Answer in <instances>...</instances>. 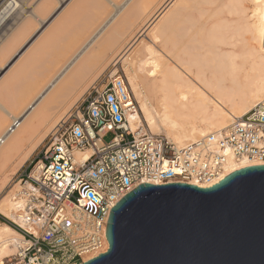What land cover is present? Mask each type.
Here are the masks:
<instances>
[{
	"label": "bare ground",
	"instance_id": "obj_1",
	"mask_svg": "<svg viewBox=\"0 0 264 264\" xmlns=\"http://www.w3.org/2000/svg\"><path fill=\"white\" fill-rule=\"evenodd\" d=\"M121 1L110 2L113 10L111 14L108 13L109 16L104 19L100 17V21L97 19L98 22L77 30L59 55L32 77L22 94H18L11 111H6L8 119L0 120V138L16 125L0 146V197L65 117L68 109L88 89L90 83L85 85L86 78L99 65L104 64L103 69L106 70L111 63H123L127 81L150 131L155 135L165 133L180 147L220 132L230 125L232 119L243 117L256 104L264 101V0H228V12L235 17L234 24L223 21V24L221 22L212 29L215 46L211 55L195 53L190 56L169 53L167 45L170 39L166 35L171 29L165 25L171 22L167 18L165 22L162 21L179 0L165 1L161 10L147 19L148 22L138 33H132L135 36L129 35L126 42L123 38L127 30L119 27L123 16L120 14L124 12L125 5L133 2L136 5V2ZM136 1L138 4L141 0ZM26 2L22 0L20 12L0 28V37L7 35L0 47L2 54L13 46L15 48L19 41L20 44L32 29L33 22L24 20L10 34H6ZM48 6L50 2L39 5L33 13L36 21H42L41 12L45 10L46 14ZM166 9L167 12L163 13ZM147 31L151 33L150 36L147 34V39L142 38ZM49 36L52 38L53 34ZM28 51L25 50L26 54ZM141 51H144L141 58L146 59L141 61L144 70L139 72L135 69L134 61H137V54ZM31 58L32 63L40 59L39 55H32ZM22 79L23 73L18 71L13 83L21 88ZM251 166L257 165L252 162L232 165L226 175ZM18 192L19 186L16 184L0 198V214L17 223L20 204ZM22 240L19 231L0 222V264L15 255ZM108 248L106 244L104 251L96 256Z\"/></svg>",
	"mask_w": 264,
	"mask_h": 264
},
{
	"label": "built area",
	"instance_id": "obj_2",
	"mask_svg": "<svg viewBox=\"0 0 264 264\" xmlns=\"http://www.w3.org/2000/svg\"><path fill=\"white\" fill-rule=\"evenodd\" d=\"M21 6L22 0H0V28ZM242 162L264 165V101L220 132L180 147L150 131L125 76L102 75L16 174L19 223L8 222L23 240L4 264H84L110 248L111 210L141 184L210 188Z\"/></svg>",
	"mask_w": 264,
	"mask_h": 264
},
{
	"label": "water",
	"instance_id": "obj_3",
	"mask_svg": "<svg viewBox=\"0 0 264 264\" xmlns=\"http://www.w3.org/2000/svg\"><path fill=\"white\" fill-rule=\"evenodd\" d=\"M108 252L84 264H264V165L210 188L141 184L111 210Z\"/></svg>",
	"mask_w": 264,
	"mask_h": 264
},
{
	"label": "rangeland",
	"instance_id": "obj_4",
	"mask_svg": "<svg viewBox=\"0 0 264 264\" xmlns=\"http://www.w3.org/2000/svg\"><path fill=\"white\" fill-rule=\"evenodd\" d=\"M141 1H139L137 4V1L135 0L136 5L134 4L133 1L132 4L130 3V5L127 6L125 5L124 7L125 9L122 10V12L123 11L124 12L120 14V15L123 14V16L121 18L122 24L119 23V27H121V29L123 27L124 31L127 30L123 38L125 42L127 41L128 38H130L129 35L135 36L134 34L138 33V31H140L145 26L148 20L155 13L161 10V8L166 3L165 1L167 0H144L143 2ZM180 1L181 0H179L176 3V5L170 8L168 13H166L165 17L162 18V21L164 20L163 22H165V18H167V20L171 22V24L169 23L170 26L165 25L171 29V32L169 31L170 34L167 31L168 34L166 35V37L169 36L168 40L170 39V43L168 42L167 45L169 53L175 56H177L178 53L180 56H183L184 54H185L184 56L186 55L190 56V54L194 55L195 53L197 55L200 54L211 55V53H213L214 51V46H215L212 40L213 39L212 29L214 30V27L216 25L218 26V24L221 22L223 24V21H228L234 24L235 17L229 14L228 12L229 11L227 6L228 0H182L181 1L182 3ZM46 2H50V6H48L47 8L48 10H46V14H44L45 10L41 12L42 21L40 20L36 21L33 17V13H35L39 5H42ZM110 2L121 3L122 1L121 0H27V2L24 3L22 12L15 19L16 22L13 21L14 19L12 20V22H14L15 24L11 27L10 30L7 31L6 34H10L14 30V28H16V26H18L24 20L26 21L30 20L33 22L32 29L27 35V37L24 38L23 41L21 40L20 44H19L20 41L18 42V44H15V48L13 46L12 47L13 49L11 48L10 51H5L3 52V54L0 51V104H1L0 120L8 119L6 115V111H11L13 107V103L17 99L18 94L19 95L22 94V92H24L27 89V87L30 85L32 77L38 74L39 72L43 71V69L49 64V61L55 59L59 55L62 48L73 37V35L77 32V30H81L84 25L89 26V24L92 25L93 23L98 22L100 17L102 19L103 17L105 18L106 16H109L108 14L109 12L111 14V10H113V8L110 5L111 4ZM177 8L178 11L180 12L177 11ZM167 10L168 9L163 11V13L167 12ZM175 10L177 12H175ZM170 14H171L170 16L171 19L168 18V15ZM117 21L119 22V18ZM162 21H159V23L160 22L162 23ZM51 33L53 34L52 36L53 39L51 38V36H49L52 35ZM144 34L145 35H143L142 38L147 39L146 35L148 34L147 36L149 37L151 33L147 31ZM6 36L2 35L0 37V47L1 44H3ZM126 36L128 37L125 38ZM49 41L50 44H48ZM160 49L163 48L160 46ZM25 50L27 51L29 50L27 54ZM39 50L43 52L41 53ZM30 51L32 52L31 56L39 55L40 59L36 63L35 62L32 63L33 61L32 58H31L32 60H30L31 57ZM142 52L144 51H141L140 54L139 53L137 54L139 57L137 56L138 58L137 61L136 60L134 61V64L136 62L135 64L136 66L134 65L135 69L137 68L136 70H138L139 72L144 70L141 62V61H145L143 60L144 57L141 58ZM145 54L146 53H144V55ZM25 56L27 57V60ZM140 63L142 67L140 66ZM103 65L104 64H102V66L99 65L98 66L99 68L95 67V69L93 67L94 69V71L92 70L93 74L92 75L89 74L91 77L89 75L87 76L86 79L89 80L88 81L86 80L85 85L87 83H90L88 85L90 87L100 76L115 71H118L119 75H123L126 77L125 69L122 62H119L117 64L111 63L108 65V68H106V70L103 69L104 68ZM18 71H21L23 73L21 88L17 87V85L13 83L15 75ZM92 71L89 72L92 73ZM80 86L78 87L79 89L81 88ZM89 87L87 88L89 89ZM88 89H86V91ZM82 96L80 97V99L82 98ZM72 107H70L68 111ZM7 123H9V120ZM161 134L167 136L165 133H161ZM112 139H113L112 134H108L105 136V142L107 143L110 142ZM16 184H17V177L14 176L11 183L5 189V192L1 195V197L4 194H6L7 191L13 189V187ZM0 217L5 219L6 221H9L1 214ZM0 222L2 221L0 220Z\"/></svg>",
	"mask_w": 264,
	"mask_h": 264
},
{
	"label": "trees",
	"instance_id": "obj_5",
	"mask_svg": "<svg viewBox=\"0 0 264 264\" xmlns=\"http://www.w3.org/2000/svg\"><path fill=\"white\" fill-rule=\"evenodd\" d=\"M0 220L3 222V223H6L8 225H10L11 227H13L15 229V226H13L11 223H9L8 221H6L5 219H3L2 217H0Z\"/></svg>",
	"mask_w": 264,
	"mask_h": 264
}]
</instances>
